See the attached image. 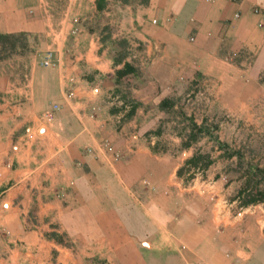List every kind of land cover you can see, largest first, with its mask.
I'll return each mask as SVG.
<instances>
[{
  "label": "crops",
  "instance_id": "obj_1",
  "mask_svg": "<svg viewBox=\"0 0 264 264\" xmlns=\"http://www.w3.org/2000/svg\"><path fill=\"white\" fill-rule=\"evenodd\" d=\"M56 11L0 0V33L25 36L0 56V264H264V208H236L223 158L186 164L206 151L163 122L201 84L203 111L264 132V0ZM96 15L112 27L105 41ZM124 62L135 72L119 77Z\"/></svg>",
  "mask_w": 264,
  "mask_h": 264
},
{
  "label": "rangeland",
  "instance_id": "obj_2",
  "mask_svg": "<svg viewBox=\"0 0 264 264\" xmlns=\"http://www.w3.org/2000/svg\"><path fill=\"white\" fill-rule=\"evenodd\" d=\"M50 1L52 2L55 14L57 12L56 10H62L64 6L67 5V0ZM95 20L96 23H99L98 27L103 28L104 24L100 23L105 20L104 17L102 15H96ZM92 25H94V23ZM108 27L107 30L102 29L104 36L112 31V27ZM0 56L4 57L5 53L0 52ZM205 88L204 85L199 84L198 87L194 86L192 88L193 92H188V95L183 93L176 96L173 99L176 108H172L173 111L169 110L171 105L167 108L170 113L168 112L165 114L163 122L167 124V127L171 125V127H175L177 131L184 133L186 140L191 131V119L196 118L200 121V125L204 124V128L201 132L196 131L197 140L193 142L195 148L200 149L203 147V151H206L205 153L209 154V156H215L216 158L219 156V158H223L221 171L229 182H233L231 185L236 190L243 185L246 177L250 176L249 173L253 174L254 167L264 169V132L260 130L259 126H255L254 124L238 121L235 126L227 116L218 115L216 112H213L214 114H212V112H206V106L202 107L205 105V102L202 100L205 99H199L198 95L199 92H205ZM196 93L198 95L197 102L190 104L191 100L187 101V98L191 99V95H195ZM200 97H202V95H200ZM174 104H172V106ZM203 109L205 110L203 111ZM186 113H189L191 116ZM170 119H172L171 124ZM201 119H206V121L204 120L201 123ZM233 131L235 133H233ZM219 150H221L220 155L217 154ZM253 180L259 188L264 189V180H262L261 174L254 177ZM236 194H231L228 198L230 200L234 199L233 195L235 196ZM253 205H257L258 208H264V203L262 202ZM234 206L236 208L240 206L239 199H235Z\"/></svg>",
  "mask_w": 264,
  "mask_h": 264
},
{
  "label": "trees",
  "instance_id": "obj_3",
  "mask_svg": "<svg viewBox=\"0 0 264 264\" xmlns=\"http://www.w3.org/2000/svg\"><path fill=\"white\" fill-rule=\"evenodd\" d=\"M121 2H127L129 0H120ZM104 7V0H96V9L97 11L102 10ZM109 25L105 24L103 25V30H107ZM111 37V32H109L106 36L103 37V41L109 39ZM20 46V48L25 47V36L23 34H3L0 33V52L4 53H12L15 52L16 47ZM115 47L120 49L118 53L116 54V62H120L125 57V48L127 46L126 41L122 38L116 39L113 41V44ZM135 72V69L127 62H124L123 68L118 70L116 73L119 77L125 76L129 73ZM124 100H126L124 95ZM131 103V107L129 108L128 112L126 113V116H131L135 108L137 106V103H134L132 100H129ZM161 107H169L172 106L171 102L169 100H163L161 101ZM191 131L187 136V141L183 142V146H189L191 143L196 141L197 135L196 131L201 132L204 128V124L198 125L193 119H191ZM212 160L210 159L209 154L207 153H201L196 152L191 156L187 161L186 164H189L190 166L196 167L199 163L201 165L200 168H206L209 164H211ZM184 167H181L178 169V174L181 175L183 173ZM258 174H261L262 180H264V169L260 167H254L253 174L249 173V177H246L243 185L238 189L237 194L235 196L236 199H239L240 206L245 207L251 204H257V203H264V189L259 188L256 185V182H254V177L258 176Z\"/></svg>",
  "mask_w": 264,
  "mask_h": 264
},
{
  "label": "built area",
  "instance_id": "obj_4",
  "mask_svg": "<svg viewBox=\"0 0 264 264\" xmlns=\"http://www.w3.org/2000/svg\"><path fill=\"white\" fill-rule=\"evenodd\" d=\"M231 1L232 2H238L239 0H231ZM253 12L257 13V14H260L261 13V8L260 7H254L253 8ZM239 16H240L239 13H235V17H239ZM153 22H155V20H153ZM258 24H259V26H264V18L260 19ZM50 60H51V53L48 52L45 60L43 61V64H45V65L53 64V62H51ZM56 109H57V105H54L53 109L46 113V117L50 118L52 116L53 111L56 110Z\"/></svg>",
  "mask_w": 264,
  "mask_h": 264
}]
</instances>
